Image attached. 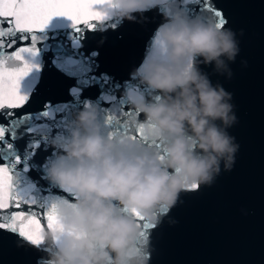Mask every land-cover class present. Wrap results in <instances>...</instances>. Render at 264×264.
I'll return each mask as SVG.
<instances>
[{
    "label": "clouds",
    "instance_id": "1",
    "mask_svg": "<svg viewBox=\"0 0 264 264\" xmlns=\"http://www.w3.org/2000/svg\"><path fill=\"white\" fill-rule=\"evenodd\" d=\"M160 2L102 0L95 7L106 18L136 20ZM225 24L190 14L183 0H166L121 92L118 121L86 99L50 135L44 176L68 195L54 201L55 223L43 229V264H150L144 222L155 225L181 191L232 168L239 148L229 132L237 120L232 92L201 67L232 75L229 62L240 48Z\"/></svg>",
    "mask_w": 264,
    "mask_h": 264
},
{
    "label": "water",
    "instance_id": "2",
    "mask_svg": "<svg viewBox=\"0 0 264 264\" xmlns=\"http://www.w3.org/2000/svg\"><path fill=\"white\" fill-rule=\"evenodd\" d=\"M206 2L210 8L204 7ZM165 3L137 13L136 20L97 21L95 28L82 33L63 14L53 15L37 30L39 52L26 58L40 67L23 76L19 86L21 93H28L27 102L12 115L0 109V125L5 127L0 163L10 164L13 184L22 196L35 197L47 207L68 195L44 176L53 152L50 135L62 130L63 120L86 99L100 105L102 114L110 103L118 104L131 69L143 59L163 19ZM183 3L192 15L218 19L213 9L221 10L225 26L236 32L240 50L229 62L232 75L201 67L232 92L237 120L229 132L239 148L231 169L222 168L210 184L181 191L177 203L147 230L150 264H264V0ZM19 63L9 59L7 66ZM105 95L117 100L109 103ZM46 109L53 114L45 115ZM41 225L45 228L47 220ZM45 255L42 244L0 227V264H43Z\"/></svg>",
    "mask_w": 264,
    "mask_h": 264
},
{
    "label": "snow or ice",
    "instance_id": "3",
    "mask_svg": "<svg viewBox=\"0 0 264 264\" xmlns=\"http://www.w3.org/2000/svg\"><path fill=\"white\" fill-rule=\"evenodd\" d=\"M101 2L102 0H0V109H7L8 115H12L13 110L27 102L28 93H21L19 86L23 76L33 67H40L26 58L34 57L39 52L37 41L41 37L36 34L37 30L44 28L56 14L70 17L77 33H82L84 28L93 29L97 26V21L106 19V14L95 7ZM204 7L210 8L211 5L206 2ZM213 11L218 17V23L223 24L221 10ZM9 59L21 63L8 67ZM72 91L75 93L79 90L73 88ZM104 99L110 103L117 100V97L105 95ZM105 111L109 122L118 121L115 104L110 103ZM44 114L50 116L53 113L46 109ZM4 133L5 127L0 125V137ZM15 160L19 161L20 157L17 155ZM54 208V202L45 207L35 197L22 196L13 184L10 164L0 163V227L18 230L28 240L39 245L44 229L41 220L46 219L48 226L55 223ZM152 226L153 224L145 221V232L148 233L147 230Z\"/></svg>",
    "mask_w": 264,
    "mask_h": 264
}]
</instances>
